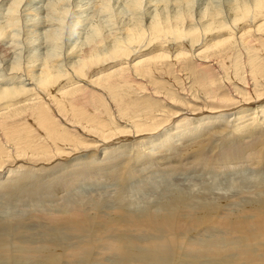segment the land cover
Masks as SVG:
<instances>
[{
    "label": "bare ground",
    "instance_id": "obj_1",
    "mask_svg": "<svg viewBox=\"0 0 264 264\" xmlns=\"http://www.w3.org/2000/svg\"><path fill=\"white\" fill-rule=\"evenodd\" d=\"M88 1L0 0V18L7 16L0 22V264H14L13 244L21 254L76 257L96 247L123 250L122 264H168L170 248L188 240L196 250L192 262L264 264L262 188L249 205L242 199L249 195L234 191L237 206L230 193L217 191L221 201L201 215L205 220L193 205L210 197L211 187L192 196L165 186L177 172L170 167L192 159L224 169L228 175L220 172L215 182L232 176L240 167L229 166L242 160L264 164V0H229L226 10L218 0H117L132 11L127 19L117 12L121 24L106 17L110 0ZM21 18L27 52L13 34ZM84 24L90 27L84 40L64 46L63 36ZM236 43L245 57L234 53ZM215 129L226 145L214 142ZM212 143L219 146L215 155ZM90 172L98 184L113 172L118 177L119 204L102 192L88 194L98 201L92 220L85 212L92 202H83L76 179ZM157 172L161 179L151 178ZM143 186L160 189L151 199L158 202L146 199L141 209L128 195ZM60 194L67 195L64 204ZM22 200L36 217H8ZM33 219L37 225L28 226ZM199 236L204 240L191 239Z\"/></svg>",
    "mask_w": 264,
    "mask_h": 264
},
{
    "label": "rangeland",
    "instance_id": "obj_2",
    "mask_svg": "<svg viewBox=\"0 0 264 264\" xmlns=\"http://www.w3.org/2000/svg\"><path fill=\"white\" fill-rule=\"evenodd\" d=\"M87 1V0H86ZM90 2H92L93 3V1H94V3H96L95 1L96 0H89ZM88 1V2H89ZM111 2H109V5H106V7L105 8H107L106 9V11L108 10V12L112 15V14H114V16L112 15V17H111V15L110 14H108V12H106L107 13V15L108 16H106V14L105 13H100L99 15H102V16H100L99 18L100 19H107V18H105V16L106 17H108V18H110L111 19V22H113L112 24H114L115 22H119L118 24H121V19L122 20H124V19H127L128 18V15H130V13L132 12V11H129L128 10V8L127 9H125L124 10V8H123V6H118V3L116 4V2H117V0H110ZM114 1H116V2H114ZM89 2V5L88 6H90V3ZM221 2V3H220ZM229 2V0H218L217 1V6L221 9L222 8V5H223V9L222 10H226L227 8H225V6H228V3ZM93 3V4H94ZM220 3V4H219ZM92 4V9L93 10H95L94 9V5ZM111 4V5H110ZM221 6V7H220ZM108 7H111V8H108ZM113 7V8H112ZM117 8H120V10H117ZM123 9V16H125L124 17V19H123V16H122V14H118L117 12H120L121 10ZM114 10H115V12H114ZM126 10H127V12H126ZM105 12V10L103 9L102 10V12ZM114 12V13H113ZM126 12V13H125ZM95 13V11L92 13V14H94ZM127 14V15H125V14ZM97 14H98V12H97ZM96 14V15H97ZM120 16L119 18H118V15ZM98 15V16H99ZM117 15V16H116ZM27 17H29V16H27ZM97 17V16H96ZM102 17V18H101ZM252 17H253V15L251 16V21H252ZM7 18V16H5V18H4V16H2L1 18H0V22L2 23L3 21L5 22V20L4 19H6ZM25 17H23V19H24ZM98 18V19H99ZM114 18H116V19H119V20H116V19H114ZM250 18V17H249ZM2 19V20H1ZM23 19L21 18V20L19 19V20H17L16 22H15V25L17 26H15V28L14 29H16V30H14V32H13V34L15 35H18L19 36V39L17 38V37H15L14 39H15V43H20V47L22 46V44H24L23 46L24 47H21L22 48V50H23V52L24 51H26L27 52V46L25 45L26 43H25V41H26V36H24V34L26 33L25 32V30L23 29V28H25L26 29V27H25V25H24V23H23ZM97 19V20H98ZM114 19V21H112ZM67 21H68V19H67ZM67 21H66V23H67ZM18 22V23H17ZM110 22V21H109ZM85 26H86V24H84ZM240 25H242V24H240ZM23 26V27H22ZM66 26H68L69 28H70V26L67 24ZM76 26V25H75ZM79 26V25H78ZM83 26V27H80V28H78V27H76L74 30H72L73 31V33H72V31H71V35L72 36H67V35H69V34H65L64 36H63V38H62V40H61V42H63L65 45L64 46H66V43L69 45L70 43H72L71 42V40L73 39L74 41L75 40H77V38H83L82 40H84V38L86 37V34H87V31L89 30V28L90 27H88V26ZM90 26V25H89ZM116 26H117V23H116ZM119 26V25H118ZM112 27H114V26H112ZM19 28V29H18ZM67 28V27H66ZM83 28H87L86 30H84ZM114 28H116V27H114ZM18 30V31H17ZM22 30V31H21ZM75 32V33H74ZM77 32V33H76ZM85 32H86V34H85ZM84 33V34H83ZM81 34V35H80ZM22 35V36H21ZM26 35V34H25ZM78 35H80V37L78 36ZM83 35V36H82ZM85 35V36H84ZM20 36H21V39H20ZM66 37V38H65ZM76 37V38H75ZM72 38V39H71ZM25 39V40H24ZM65 39H66V41H65ZM17 40V41H16ZM21 40V41H20ZM67 40H69L70 42L68 43L67 42ZM72 40V41H73ZM185 40L187 41V40H189V39H187V38H185ZM80 41V40H79ZM23 42V43H22ZM238 45V49H239V51L236 49V52H234V53H237V52H240L241 54H243V56L245 57L246 56V54L245 53H243V51H245L244 49H243V47H241V45H239L238 43H236V46ZM55 47L56 46V43L54 42V45L52 44V46H51V48L52 47ZM53 47V48H54ZM241 47V48H240ZM66 48V47H65ZM243 51H242V50ZM21 50V49H20ZM26 52H25V55H26ZM23 55H24V53H22ZM243 56H241V58H243ZM63 58V57H62ZM64 59V58H63ZM245 59V58H244ZM244 59H241V60H244ZM3 77L1 76V78L0 79H2ZM4 79L6 80V77H4ZM3 79V80H4ZM218 130H220V129H215V130H212V131H210V133L209 134H215V132L216 131H218ZM209 134H208V136H209ZM217 134H215V136H216ZM208 136H203L202 137V139H205V137H208ZM218 137H219V135H218ZM217 136H216V139L214 140V142L216 143V144H219L220 146H224V145H226V144H223V142H220V141H218L220 138H218ZM221 137V136H220ZM232 139V138H231ZM249 139L250 138H248L246 141H249ZM221 140V139H220ZM222 140H223V138H222ZM221 140V141H222ZM245 141V142H246ZM159 142V140L156 142V143H158ZM199 141H197V142H195V143H198ZM215 143H212V145L214 144L215 145ZM232 143H233V141L231 140L230 141V144L232 145ZM174 144H175V142H174ZM187 144V143H186ZM188 145V144H187ZM191 145V143L189 144V146ZM193 145H194V143H193ZM213 145V146H214ZM216 146V145H215ZM214 146V147H215ZM219 147V146H218ZM218 147L216 146L215 148H212V150L211 151H213L214 152V155H215V153L216 152H219V149H218ZM221 148V147H220ZM180 149H181V147H180ZM261 149V148H260ZM216 150V151H215ZM218 150V151H217ZM212 152V153H213ZM211 153V154H212ZM251 153H255V152H251ZM249 154H250V152H249ZM249 154H247L246 155V153H245V151L243 152V154H242V158H244V156H245V158H246V156H248ZM213 155V154H212ZM199 158H201V159H206L205 158V156H200ZM241 158V159H242ZM95 159V158H94ZM194 161V162H193ZM247 163H246V162ZM232 163V162H231ZM250 163H251V165H250ZM117 164V163H116ZM185 164V163H184ZM187 164V165H186ZM185 165H181V166H179V165H173V166H175V167H170V168H173L175 171H177L176 173H175V171H170V174H172V173H175V175L172 177V178H169V180L166 182L167 184H165V186L166 187H170L171 188V190H172V188L174 189H176L174 192H176V193H180V192H178V191H181V193H185V192H188V193H191L192 194V196L193 195H198L199 193L200 194H202L201 192H208V187L210 188H212V190H213V193L211 194V198L210 197H206V196H201V197H198V198H196V200H198V201H196V203L193 205V207H194V209L198 212L199 210V214H200V216L203 214V213H208L207 211H210L212 208H213V206L215 205L214 204V201L215 202H218V201H221V200H219V199H217L216 198V192L218 191V192H220V193H225V195H227V194H229L230 196V198H231V195H232V197H233V194H235V193H239L240 191V193H239V196H243V195H249V197H245L244 198V196H243V198L242 199H246L247 201L249 200V202H248V205L249 204H251V203H254V204H256V203H258V197H257V195H256V193H255V190L257 191V189L256 188H262V191H264V168H262L263 170H261V169H259L258 170V168L260 167L261 168V166H262V164H263V160H260V159H256V160H253V161H251V160H242L241 161V163L239 164H232V166H229V167H234V166H239L240 168H237L238 169V171H235V172H233L234 174L232 175V176H230V177H224L223 178V180H221L220 182H218V181H216L215 182V180L217 179V178H219V176L221 175L220 174V172H222V174H223V176H225V175H228V174H225L223 171H224V169H220V168H216V169H214L212 166H211V164L210 163H208V161H207V164H206V162H195V159H192V160H190L188 163H186ZM196 164V165H195ZM206 164V165H205ZM227 164H229V163H227ZM260 165V166H259ZM264 165V164H263ZM105 166H111V165H104L103 167H105ZM203 166V167H202ZM208 166V167H207ZM211 166V167H210ZM182 169V170H181ZM194 169V170H193ZM214 169V170H213ZM250 169V170H249ZM117 170H119V169H117ZM196 170H198L199 171V173L196 171ZM206 170V171H205ZM261 170V171H260ZM196 171V172H195ZM215 171H217L216 173H215ZM230 171H232V170H230ZM225 172H229V171H225ZM91 174H89L87 177H77L76 179L78 180V183H81V185H83L82 187H83V189L84 190H80L81 191V193L82 194H84L85 196H86V199H85V201L83 200V202H87V203H91L90 205H89V207H90V209H89V207H88V209L87 210H89V211H85V212H87L88 214L89 213H93L94 214V211H95V205H96V203H98V201L97 200H95L94 198H92V197H90V196H88V194L90 193V192H92V193H103V195L109 200L108 202H109V204H111V205H115V204H119V203H115L116 202V199L117 198H114L113 196H115L116 197V194H117V192H116V187L113 185V184H115V182H116V178H118V177H116L115 175H116V173H111L107 178H103V179H105L106 181L104 182V183H100V184H98V182H96L97 180H95L99 175L98 174H96V175H94V174H92V172H90ZM103 173H104V171H103ZM103 173H101V174H103ZM207 173V174H206ZM156 174V175H155ZM168 174V173H167ZM248 174V175H247ZM93 175V176H92ZM158 175H164L162 172L160 173V172H157V173H154V175L152 174L151 175V178H154L155 177V179H157V180H159V179H161V177H158ZM263 175V176H262ZM222 176V175H221ZM89 177V178H88ZM158 177V178H157ZM87 178V179H86ZM147 178V177H146ZM164 178V177H163ZM215 178V179H214ZM103 179H100V180H103ZM110 179V180H109ZM232 180V181H231ZM87 181H93L90 185H88V186H84V183L83 182H87ZM207 181V182H206ZM236 181V182H235ZM238 182V183H237ZM248 182V183H247ZM73 183H75V182H73ZM241 183V184H240ZM103 184V185H102ZM132 184H134V183H132ZM180 184H182L181 185V187H180ZM205 186H207L206 187V189H202L203 187H204V185ZM207 184V185H206ZM75 185H76V183H75ZM210 185V186H209ZM138 186V185H137ZM136 186V187H137ZM179 186V187H178ZM183 186V187H182ZM195 186V187H194ZM246 186V187H245ZM95 187V188H94ZM153 187V186H152ZM151 187V188H152ZM248 187V188H247ZM94 188V189H93ZM116 188V189H115ZM149 189V191H147V189L145 190L144 189V186L140 189V188H137V189H134V188H132V193L130 194V195H128L129 197H131V199H132V203H134L135 204V207H137V208H141V209H143V207H144V205H146L147 203H144V202H146V199H149V201L152 199H155V197L156 196H159L158 194H159V187L158 188H152V189ZM210 188V189H211ZM214 188V189H213ZM253 188H255V189H253ZM218 189V190H217ZM246 189V190H245ZM75 190H77V188L75 189ZM75 190H74V192H75ZM113 191V192H112ZM144 191V192H143ZM235 191V193H233ZM112 194H111V193ZM135 192V193H134ZM173 192V193H174ZM196 192H198V193H196ZM249 192H250V194H249ZM80 193V194H81ZM110 193V194H109ZM114 193V194H113ZM116 193V194H115ZM263 194H264V192H262ZM73 193H71V195H72ZM75 195L77 194V193H74ZM133 194V195H132ZM253 194V195H252ZM73 196V198H76V196ZM79 196H82V195H79ZM137 196V197H136ZM198 196H200V195H198ZM59 197H63L62 199H60L58 202L60 203V204H64V202H66V199H67V195L65 194H60L59 195ZM105 197H102L101 196V198L104 200V199H106ZM112 197V198H111ZM213 197V198H212ZM215 197V198H214ZM119 198V197H118ZM205 198V199H204ZM234 199H236V198H238L237 196H236V198L235 197H233ZM233 198H231L232 200L231 201H233ZM110 199L111 200H114V201H112V202H110ZM130 199V198H129ZM1 200V199H0ZM25 200V199H24ZM24 200H22L23 201V203H22V201L21 202H19V203H17V206L15 207V208H13V209H8V217H13V218H16V220H21V221H23V219H24V217H26V216H29V217H36L35 215H37V213L35 212L36 210L34 209V208H30L31 210H34V211H31L28 207H25V205L27 206V204H28V202L26 203ZM82 200H78L77 202L78 203H83L82 202ZM151 200V201H152ZM237 201H233V203H234V205L233 206H237L238 204H239V202H238V200L239 199H236ZM134 201V202H133ZM241 201V200H240ZM256 201V202H255ZM2 202V201H1ZM155 202H158V201H155ZM154 201H152V203H151V205L152 204H156ZM160 202V201H159ZM211 202V203H210ZM237 202H238V204H237ZM22 203V204H21ZM115 203V204H114ZM207 203H210V205L209 204H207ZM241 203V202H240ZM72 204V203H71ZM71 204H69V205H71ZM212 204V205H211ZM237 204V205H236ZM19 205H20V208H19ZM21 205H23V207L21 206ZM110 205V206H111ZM258 205V204H257ZM12 206H14V205H12ZM208 206V207H207ZM232 206V207H233ZM22 207V208H21ZM67 207V206H66ZM72 207H73V205H72ZM71 206H69V209L68 210H71V208H72ZM107 208V207H106ZM131 208H133V206H130L129 207V209H131ZM203 208H206V209H203ZM64 209V208H63ZM66 209V208H65ZM92 209V210H91ZM94 209V210H93ZM208 209V210H207ZM23 210H24V213H23ZM27 210H29V211H31L30 213H28L27 212ZM134 211V210H133ZM22 212V213H21ZM23 214H25V215H23ZM28 214V215H27ZM67 214V216L69 217V215H68V213H66ZM77 214V213H76ZM75 214V215H76ZM93 214H89L90 216L88 217L90 220H92V216H93ZM2 215V214H1ZM5 215H7V214H5ZM75 215H72V216H75ZM117 215V214H116ZM116 215H114V216H116ZM3 216H4V214H3ZM23 216V217H22ZM94 217V216H93ZM201 217H203L205 220H207L206 219V217H204V216H201ZM38 218V217H37ZM95 219V218H94ZM7 220V219H6ZM94 221V220H93ZM92 221V222H93ZM34 222H36V224L34 223ZM23 223V222H22ZM11 224H14V222H11ZM212 224V223H211ZM35 225H37V221L36 220H34L33 219V221L31 220V222L28 224V226H35ZM215 226H217V225H215ZM26 228H29V227H26ZM209 229V228H208ZM208 229L206 228L205 230H204V234H207L208 232L209 233H212V232H210V230L208 231ZM31 236V235H30ZM198 236V235H197ZM203 237H201V236H199V237H191V239L192 240H199V239H202ZM203 240H204V238H203ZM101 242H103V241H101ZM100 243V242H99ZM188 243H189V240L188 241H183V243L181 242L180 244H178L177 246H175V247H171L170 249H171V253L169 254V256L171 257V258H169V256H168V258H169V261H168V264H195L196 262L194 261V262H192L193 260H192V258L193 257H191L192 256V251H193V254H195L196 253V250H192L190 247H191V245H188ZM190 246V247H189ZM12 250L9 252V256H8V259H10L11 261H15L14 262V264H25V262H26V264H54V263H56V262H58V261H60L62 258H60V256L59 255H63V253H61V254H54V255H50L51 254V252L50 253H48V252H44V251H39L37 254L35 253V254H30L29 252H25L24 254L22 253L21 254V252H19V253H14L15 251L14 250H16V246L13 244V246H12V248H11ZM30 251H31V249H29ZM97 249H96V247L93 249L92 248V251L90 250L89 251V249L87 250V252H83V251H77V252H75V255H76V257L75 256H71L69 253L68 254H65V255H69V257L67 256V258H65V255H63V259L62 260H64V261H62L63 263H65V264H117L118 262H120V261H122V257H124V251L122 250V251H109V250H105V251H101V252H97L96 251ZM136 250V251H135ZM100 251V250H99ZM132 251H134L135 252V255H136V253L137 252H141L142 253V250H137V249H133ZM40 252H42L41 253V255H40ZM66 253V252H65ZM28 254V255H27ZM123 254V255H122ZM189 254V255H188ZM54 256L55 257V259H51L50 258V256ZM121 255H122V257H121ZM48 256H49V258H48ZM80 256V257H79ZM88 256V257H87ZM188 256V257H187ZM16 257V258H15ZM17 257L19 258V262H18V260H17V262H16V260L15 259H17ZM58 257V258H57ZM84 257V258H83ZM15 258V259H14ZM29 258V259H28ZM207 258V257H206ZM28 259V260H27ZM60 259V260H59ZM68 259V260H67ZM190 259L192 260V261H190ZM221 259V258H220ZM50 260H52L51 261V263H49V261ZM55 260V261H54ZM67 260V261H66ZM205 260V259H204ZM54 261V262H53ZM81 261V262H80ZM103 261V262H102ZM116 261H118V262H116ZM223 261V260H222ZM199 263H202V264H221V260H218V261H209L208 259H206L205 261H200V262H197L196 264H199ZM11 264V263H10ZM118 264H122L121 262L120 263H118Z\"/></svg>",
    "mask_w": 264,
    "mask_h": 264
}]
</instances>
